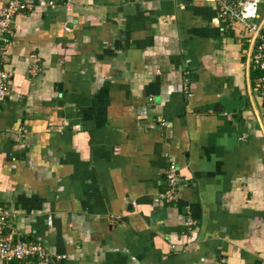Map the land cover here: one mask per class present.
<instances>
[{
    "label": "crops",
    "instance_id": "obj_1",
    "mask_svg": "<svg viewBox=\"0 0 264 264\" xmlns=\"http://www.w3.org/2000/svg\"><path fill=\"white\" fill-rule=\"evenodd\" d=\"M26 1L2 57V234L64 256L47 264H264L254 38L215 0Z\"/></svg>",
    "mask_w": 264,
    "mask_h": 264
},
{
    "label": "built area",
    "instance_id": "obj_2",
    "mask_svg": "<svg viewBox=\"0 0 264 264\" xmlns=\"http://www.w3.org/2000/svg\"><path fill=\"white\" fill-rule=\"evenodd\" d=\"M218 1V12L222 19L232 20L241 24L255 41V48L251 55L252 66L261 71L257 79L258 89L264 97V32L257 21L259 3L261 0H215ZM39 6H54L53 0L38 2ZM33 9V4L26 0H6L0 2V103L10 94V72L2 65V57L6 48L12 42L11 25L14 17L25 11ZM165 187L159 193L163 202H172L177 199L183 179L179 176V166L170 161L164 171ZM11 215L8 206L0 205V259L12 260H38L44 263L61 261V254L50 256L46 246L41 242H28L25 240H13L10 235H3V228ZM188 226L195 224L191 218L186 221Z\"/></svg>",
    "mask_w": 264,
    "mask_h": 264
}]
</instances>
